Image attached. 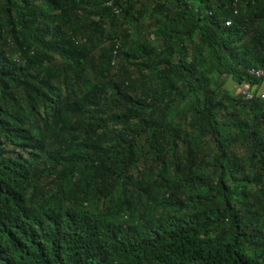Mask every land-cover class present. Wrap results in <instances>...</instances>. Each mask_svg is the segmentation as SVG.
Here are the masks:
<instances>
[{
	"label": "trees",
	"instance_id": "1",
	"mask_svg": "<svg viewBox=\"0 0 264 264\" xmlns=\"http://www.w3.org/2000/svg\"><path fill=\"white\" fill-rule=\"evenodd\" d=\"M105 3L0 0V264H264V0Z\"/></svg>",
	"mask_w": 264,
	"mask_h": 264
},
{
	"label": "built area",
	"instance_id": "2",
	"mask_svg": "<svg viewBox=\"0 0 264 264\" xmlns=\"http://www.w3.org/2000/svg\"><path fill=\"white\" fill-rule=\"evenodd\" d=\"M105 6L111 8L115 14H119V9L114 5V0H106ZM229 25V22H226ZM248 74L261 82H264V69L250 68ZM244 101L259 100L262 102V111L264 113V93L257 92L256 89H252L249 86H242L239 91Z\"/></svg>",
	"mask_w": 264,
	"mask_h": 264
},
{
	"label": "crops",
	"instance_id": "3",
	"mask_svg": "<svg viewBox=\"0 0 264 264\" xmlns=\"http://www.w3.org/2000/svg\"><path fill=\"white\" fill-rule=\"evenodd\" d=\"M234 83V82H233ZM235 84V83H234ZM246 86V85H245ZM247 86H249V87H251L252 89H256V91L257 92H262V93H264V82H260V83H257V84H255V85H247ZM236 88L238 89V86H236ZM240 89V88H239ZM238 89V92L240 91Z\"/></svg>",
	"mask_w": 264,
	"mask_h": 264
},
{
	"label": "rangeland",
	"instance_id": "4",
	"mask_svg": "<svg viewBox=\"0 0 264 264\" xmlns=\"http://www.w3.org/2000/svg\"><path fill=\"white\" fill-rule=\"evenodd\" d=\"M225 87H227L229 90H231V92L236 93L237 92V88L236 85L233 83V81L228 80L225 83ZM251 191V190H250Z\"/></svg>",
	"mask_w": 264,
	"mask_h": 264
}]
</instances>
